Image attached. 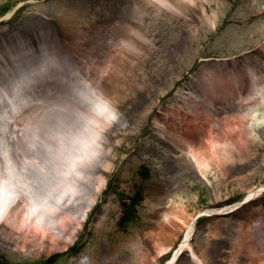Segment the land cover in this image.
I'll return each instance as SVG.
<instances>
[{
  "label": "rangeland",
  "instance_id": "374dc122",
  "mask_svg": "<svg viewBox=\"0 0 264 264\" xmlns=\"http://www.w3.org/2000/svg\"><path fill=\"white\" fill-rule=\"evenodd\" d=\"M134 1L142 0H124L119 12L105 22L103 44L97 46L105 47L111 40L117 47L118 31H132V38L138 35L134 49L139 53H132L129 45L121 47L123 53L119 51L121 55L114 57V64H122V71L105 73L114 91L110 100L117 114L98 136L103 141L99 155L109 149L111 159L110 167L102 173L100 196L74 242L65 249L52 247L49 253L42 250L35 254L36 250H22L0 236V264H166L184 237L187 218L195 216L198 218L189 242L205 264H242L245 258L254 257H260L264 264V106L231 113L230 118L242 125L239 129L246 131V135L239 133L246 145L235 161L228 159L220 165L186 160V155L175 151L164 136L163 132L170 131L174 124L171 117L157 120L165 102L195 74L202 59L250 52L248 57L236 59L234 74L240 76L242 86L248 83L250 64H258V69L264 66V0H195L196 5L203 2L204 14L186 0L177 6L187 18L163 7L156 15L151 8L142 14ZM114 3L116 0H0V64L14 57L35 58L33 46L37 40L45 45L65 41L72 51L79 48L76 56L85 62L98 59L85 55L87 49L95 47L84 42L86 33L81 27L85 26L81 24L92 29ZM137 17L142 24L135 21ZM115 24L118 26L112 29ZM8 47L12 53L9 60L3 56ZM108 55L97 56L100 63ZM219 68L206 66L203 79L208 80V74H216ZM79 70L77 59L69 54L39 77L27 80L20 89L33 92L40 86V94L48 102L59 106L72 100L75 107L86 109L88 99L77 80L69 76V72ZM223 82L229 91L224 98L214 99L215 105L222 107L218 120L230 113L228 101L237 99L230 85L232 76L223 78ZM259 83L264 85V71ZM148 103L155 104L147 114ZM252 114L254 119L249 118ZM66 115L77 121L72 112ZM157 123L159 134L154 130ZM233 132L231 129L223 136L218 134V150L228 146L225 140L231 141L229 137L236 135ZM115 135L121 137L117 145ZM148 140L155 143L154 147ZM98 163L94 156L90 169L97 170ZM254 191L259 192L258 203L253 206L246 203L227 214L199 216L208 210L234 209ZM166 211L181 224L171 231V243L157 248L150 236L162 225L169 227ZM244 215L248 219L247 226L241 228L240 246L232 244L228 248L234 222ZM187 260L183 252L176 264H191Z\"/></svg>",
  "mask_w": 264,
  "mask_h": 264
},
{
  "label": "bare ground",
  "instance_id": "6f19581e",
  "mask_svg": "<svg viewBox=\"0 0 264 264\" xmlns=\"http://www.w3.org/2000/svg\"><path fill=\"white\" fill-rule=\"evenodd\" d=\"M194 1L187 0V4L192 7L196 6L199 13L204 14L203 4L196 5ZM142 2H144V6H151L147 9L155 8V13L159 12L161 4H163L178 14L183 10L177 5H183L186 0H142ZM141 7L142 5L139 6V8ZM180 16L187 18L184 13ZM183 20L187 21L188 19ZM213 22L212 20L211 24ZM93 35L95 34L93 33ZM90 36L92 37V34ZM115 36L119 40L117 47H114L116 44L109 40L105 47L103 45L95 47L93 53L86 50L89 52L85 53L86 56L98 59L89 63L79 61L78 65L83 71L73 75L90 97L89 110L84 111L75 107L72 100H69L67 105L58 106L48 102L35 92L22 94L15 91L8 94L0 90V96L7 95L4 109L8 108L7 116L0 114V119L3 120V126L0 127V236L7 243L19 246L22 250H36L35 254L42 250L49 253L52 247H59L58 250L65 249L68 244L74 242L78 232L83 228L88 212L100 196L103 185L102 173L110 167L111 159L108 156L109 149L104 151L103 155H99L103 141L98 136L117 114L116 108L110 100L114 91L110 88V80L105 76V73L113 70L114 74H120L122 71V64H114L116 61L114 57L121 55L119 54V51L122 52L121 47L129 45L130 47L127 48H132L134 50L132 53H139L134 49V40L138 35L132 38V33L118 31ZM61 45L60 42L55 44L54 48L57 51L48 54V59H54L58 54L64 55L69 52L66 46ZM38 47L34 45V50L38 51ZM111 48L115 50L109 52ZM108 53L107 59L100 66L101 59L97 56H107ZM45 60L47 61V57ZM257 66L258 64L256 66L250 64L248 67L247 85L242 86L238 75L233 74L230 85L236 90L235 97L237 99L228 101L232 108L230 113L223 115L218 120L221 112L217 113L220 107L215 106L214 99L224 98V95H228L229 91V87L219 79L224 74H209L208 81L195 84L197 90L193 94L183 95L190 92L191 82L198 81V76L203 74L205 68L201 62L195 74L191 76L192 80L190 81L191 78H189L185 81L157 114L158 121L166 120L168 117L173 120L172 128L168 129L170 131L162 132L172 141L175 151H183L186 160L193 163H206V165L210 163L220 165L228 159L235 161L236 157H239L238 152L246 145L239 133L246 131L239 129L242 125L230 117L232 112H248L249 109L257 108L259 105L264 106V85L259 83L264 66L260 69ZM113 67L115 68L113 69ZM18 78L16 81L13 80L14 87L17 86L18 81L23 80L22 75ZM37 88L40 87L37 86ZM205 91L208 102L198 108L197 112L192 113ZM242 95L243 97L239 99ZM151 104L155 103H148L145 113L150 112ZM245 105H249V107L245 108ZM188 110L192 113L189 116L186 114L189 112ZM67 112H72L77 121H74L69 115L67 116ZM51 117L53 118L51 119ZM249 118L254 119V115H250ZM155 125V133L159 134L160 124ZM189 127L190 130H188ZM231 129L236 135L229 137L231 141L225 140L228 144L226 148L218 150V145L215 143L219 138L218 134L223 136L226 132L230 133ZM120 140L121 137L117 138L115 135L116 145ZM151 142L153 141H147L149 144ZM152 145L154 147L155 143L153 142ZM154 150L159 152L160 148L155 146ZM94 156L99 163L97 170L93 171L89 166ZM33 168L38 171L36 177ZM42 170L47 171L49 176L40 183ZM258 192H251L243 202L249 201L247 203L252 204L251 206L255 205L258 203V199H256ZM243 206L244 204L238 208ZM231 211L232 209L228 211L226 209L208 210L203 214L221 215ZM170 214L172 213L164 212L169 227L162 225L150 236L151 241L153 237L154 246L157 248L170 244L173 238L171 231L177 229L181 224L169 216ZM242 218L234 222V235L228 241V248L232 247V244L240 246L241 228L247 226L248 216L244 215ZM187 219L186 232L175 255L179 251L186 252L187 261L191 264H205L196 255L193 245L189 243L194 225L191 217ZM171 227L175 228L171 229ZM167 231L168 233H166ZM31 235L33 239L30 240L28 236ZM173 258L166 264H174ZM242 264L263 263L260 257H254L252 259L245 258Z\"/></svg>",
  "mask_w": 264,
  "mask_h": 264
}]
</instances>
